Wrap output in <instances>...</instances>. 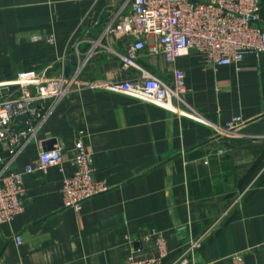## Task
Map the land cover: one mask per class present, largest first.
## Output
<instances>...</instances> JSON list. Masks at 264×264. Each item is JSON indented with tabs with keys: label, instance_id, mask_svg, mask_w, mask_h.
<instances>
[{
	"label": "crops",
	"instance_id": "1",
	"mask_svg": "<svg viewBox=\"0 0 264 264\" xmlns=\"http://www.w3.org/2000/svg\"><path fill=\"white\" fill-rule=\"evenodd\" d=\"M132 2L0 0V96L17 92L12 81L24 70L51 76L70 65L74 73L92 39ZM131 40L112 36L114 50L91 57L80 79L104 83L138 75L139 68L122 66ZM155 41L147 37L148 44ZM138 62L172 81L162 53L145 50ZM177 65L188 89L178 106L103 85L37 102L46 119L8 170L23 171L55 138L63 145L65 171L52 165L24 174L25 210L0 224V264H126L133 249H140L137 257L157 251L154 239H146L154 231L165 237L173 258L211 226L196 264H264V57L247 54L214 66L204 52L192 50ZM187 105L201 116L188 113ZM239 115L245 122L237 134H218L217 125ZM79 138L94 151L95 177L111 188L77 209L64 205L61 188L64 174L76 169L71 159ZM7 147L0 142L6 160Z\"/></svg>",
	"mask_w": 264,
	"mask_h": 264
},
{
	"label": "built area",
	"instance_id": "2",
	"mask_svg": "<svg viewBox=\"0 0 264 264\" xmlns=\"http://www.w3.org/2000/svg\"><path fill=\"white\" fill-rule=\"evenodd\" d=\"M260 8V0H133L128 13L117 12L106 22L100 34L92 39L85 63L100 50L113 51L112 36H128L132 40L125 53L121 54L122 66L125 69L139 68L141 72L138 75L104 83L82 81L79 75L85 63L68 76L64 73L50 76L36 69L21 71L12 81L18 85L17 92L4 98L0 96V142L8 144L10 155L7 160L0 155V161L4 162L0 170V224L11 222L25 210V173L46 170L52 165L65 171L63 145L58 141L52 149L42 148L23 171L8 170L46 119L47 113L38 108L37 102L46 99L57 102L74 91L103 85L149 103L178 106L177 103L184 102L188 90L184 71L177 65L179 56L192 50L202 51L207 63L214 66L237 63L247 54L264 57ZM149 36L156 41L148 44ZM145 50L165 56L173 75L171 82L139 64L138 60ZM186 111L201 116L190 105H187ZM23 113L29 114L30 125L16 130L13 128L14 119ZM244 122L239 115L224 125H217L216 130L220 135L237 134ZM76 149L71 159L76 169L71 174H64L61 192L66 207L80 209L85 199L111 187L95 177L94 151L82 138L76 141ZM212 229L213 226L191 237L173 258H169L165 237L154 231L146 239H154L157 251L137 257L136 251L140 249H133L126 264H196L195 254L203 247ZM16 241L22 242L20 235L16 236Z\"/></svg>",
	"mask_w": 264,
	"mask_h": 264
},
{
	"label": "water",
	"instance_id": "3",
	"mask_svg": "<svg viewBox=\"0 0 264 264\" xmlns=\"http://www.w3.org/2000/svg\"><path fill=\"white\" fill-rule=\"evenodd\" d=\"M108 11L106 10L103 14V19L102 20H107L108 18ZM72 59V64H77L78 63V59L76 57V55H72L71 57ZM64 74L66 76L70 75L71 73V66L68 65L64 68ZM29 114L28 113H23V114H19L15 117L14 119V124H13V128L16 129V130H20V129H25V128H28L29 127ZM56 142V139L55 138H52L50 140H48L46 143V149H50L52 148V144H54ZM48 146V147H47Z\"/></svg>",
	"mask_w": 264,
	"mask_h": 264
}]
</instances>
